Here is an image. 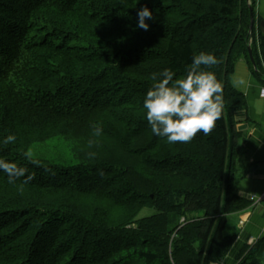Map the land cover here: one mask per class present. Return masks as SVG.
Here are the masks:
<instances>
[{
	"label": "trees",
	"instance_id": "16d2710c",
	"mask_svg": "<svg viewBox=\"0 0 264 264\" xmlns=\"http://www.w3.org/2000/svg\"><path fill=\"white\" fill-rule=\"evenodd\" d=\"M144 6L147 30L137 27ZM255 6L0 0V141L17 137L0 143V157L32 176L9 184L0 172V264L226 261L238 239L229 217L252 205L235 187V112L247 101L232 76L245 59L264 85ZM201 51L220 60L207 70L223 86L221 118L208 135L170 144L152 134L143 97L154 73L183 78ZM29 148L36 163L23 156ZM145 209L155 213L140 218ZM234 264H264V237Z\"/></svg>",
	"mask_w": 264,
	"mask_h": 264
},
{
	"label": "clouds",
	"instance_id": "9594fccd",
	"mask_svg": "<svg viewBox=\"0 0 264 264\" xmlns=\"http://www.w3.org/2000/svg\"><path fill=\"white\" fill-rule=\"evenodd\" d=\"M137 27L147 30L146 22L153 18V12L147 6L140 8L137 13ZM220 60L212 52L201 51L194 54L191 64L183 78L175 79V73L165 68L152 76L153 84L145 93L142 107L145 119L152 134L166 138L170 144L188 143L198 133L208 135L221 118L224 107L223 86L213 71L207 70L217 65ZM251 87L244 80L236 84ZM264 96V86L255 85ZM99 132L100 129H95ZM15 134H9L0 143L14 144ZM23 156L32 163L33 151L29 148ZM0 172L7 175V182L15 184L20 178L27 183L32 179L28 169L0 157ZM27 174V175H26Z\"/></svg>",
	"mask_w": 264,
	"mask_h": 264
},
{
	"label": "crops",
	"instance_id": "0c3cea01",
	"mask_svg": "<svg viewBox=\"0 0 264 264\" xmlns=\"http://www.w3.org/2000/svg\"><path fill=\"white\" fill-rule=\"evenodd\" d=\"M255 15V43L259 51L264 38L260 28V23L264 21V0H256ZM241 80L252 86L237 87L236 84ZM232 84L244 94L247 101L245 109L235 112L236 132L239 135L235 155V187L238 196L248 199L251 195L260 196L264 192V96L255 86L264 85L245 59L237 63ZM232 216L238 217V239L223 264H234L239 253L250 245L251 240L257 241L264 237V205H251L247 211L231 215L229 219Z\"/></svg>",
	"mask_w": 264,
	"mask_h": 264
},
{
	"label": "rangeland",
	"instance_id": "374dc122",
	"mask_svg": "<svg viewBox=\"0 0 264 264\" xmlns=\"http://www.w3.org/2000/svg\"><path fill=\"white\" fill-rule=\"evenodd\" d=\"M261 204H264V203H261ZM253 206H257V205H253ZM153 213H155L154 211H151V210H149V209H145V210H143L142 212H141V214H140V218H143V217H147V216H150V215H152ZM238 217H231L230 218V223H229V226H228V230H227V233H229V234H231V232L232 233H238V230H237V219ZM184 220H182V222H183ZM232 224V225H231ZM240 232V231H239Z\"/></svg>",
	"mask_w": 264,
	"mask_h": 264
},
{
	"label": "water",
	"instance_id": "95a60500",
	"mask_svg": "<svg viewBox=\"0 0 264 264\" xmlns=\"http://www.w3.org/2000/svg\"><path fill=\"white\" fill-rule=\"evenodd\" d=\"M248 2L250 4V0H248ZM254 24H255V19H254V14H253V8L250 5V33H252V31L254 29ZM260 28L264 32V21H262L260 23ZM248 52H249L250 61H251L252 65L254 66V68L256 69V64H255V60L253 57V51H252L251 45L248 48Z\"/></svg>",
	"mask_w": 264,
	"mask_h": 264
},
{
	"label": "built area",
	"instance_id": "2783aa9c",
	"mask_svg": "<svg viewBox=\"0 0 264 264\" xmlns=\"http://www.w3.org/2000/svg\"><path fill=\"white\" fill-rule=\"evenodd\" d=\"M248 200L252 203V205H264V192L260 196L251 195ZM255 240H251L250 245L255 244Z\"/></svg>",
	"mask_w": 264,
	"mask_h": 264
}]
</instances>
